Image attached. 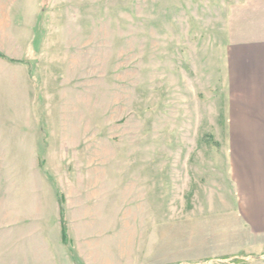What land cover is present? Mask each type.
I'll return each mask as SVG.
<instances>
[{
    "label": "rangeland",
    "instance_id": "1",
    "mask_svg": "<svg viewBox=\"0 0 264 264\" xmlns=\"http://www.w3.org/2000/svg\"><path fill=\"white\" fill-rule=\"evenodd\" d=\"M236 3L43 0L36 54L17 61L31 65L27 100L42 128L27 120L25 137L10 136L21 146L1 154L0 177L10 160L24 179L35 161L60 216L63 200L71 248L61 234L58 264H264L227 149ZM9 244L0 221V264H18Z\"/></svg>",
    "mask_w": 264,
    "mask_h": 264
},
{
    "label": "crops",
    "instance_id": "2",
    "mask_svg": "<svg viewBox=\"0 0 264 264\" xmlns=\"http://www.w3.org/2000/svg\"><path fill=\"white\" fill-rule=\"evenodd\" d=\"M236 2L228 12L226 23L227 149L233 182L242 201L241 214L247 223L243 227L255 233L251 246L263 248L264 0ZM55 5L54 1L52 8ZM18 13L24 14L19 23L13 19ZM43 15V0H0V52L6 57H0V156L11 154L16 149L14 146H21L19 141L18 144H10L12 140L9 138L12 134L14 138L25 137L27 120L37 124L35 102L32 98L27 100V93L33 90L28 82L31 65L28 68L27 64L17 61L27 62L28 56L36 54L35 31ZM53 15L50 9L51 18ZM17 38H23L22 46H18ZM21 94L23 114L15 115L20 110L16 106L21 105ZM11 104L15 112L4 114V106L11 107ZM22 119L24 121L20 122ZM37 128L41 131V122ZM32 153H38L37 147ZM1 158L3 161L0 162L6 160V157ZM13 165L9 160L2 166L6 172L0 177V221L3 236L10 243L6 249L9 253L13 251L18 264L61 263L59 258L67 257L68 250L61 242V216L53 188L50 185L43 187L42 175L35 161L29 164V175L24 179L14 176ZM50 226L53 234L47 231Z\"/></svg>",
    "mask_w": 264,
    "mask_h": 264
},
{
    "label": "trees",
    "instance_id": "3",
    "mask_svg": "<svg viewBox=\"0 0 264 264\" xmlns=\"http://www.w3.org/2000/svg\"><path fill=\"white\" fill-rule=\"evenodd\" d=\"M0 57L6 59V57L0 52ZM14 62V61H13ZM60 209H61V223H62V238L65 245L71 248V242L69 239V232L67 227V220L65 217L63 200L60 201Z\"/></svg>",
    "mask_w": 264,
    "mask_h": 264
}]
</instances>
